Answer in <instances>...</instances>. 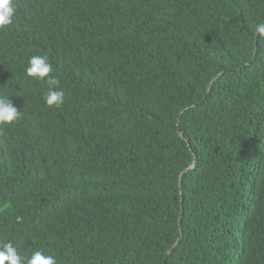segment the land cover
<instances>
[{"label": "trees", "instance_id": "obj_1", "mask_svg": "<svg viewBox=\"0 0 264 264\" xmlns=\"http://www.w3.org/2000/svg\"><path fill=\"white\" fill-rule=\"evenodd\" d=\"M17 3L0 242L57 264H264V0Z\"/></svg>", "mask_w": 264, "mask_h": 264}, {"label": "clouds", "instance_id": "obj_2", "mask_svg": "<svg viewBox=\"0 0 264 264\" xmlns=\"http://www.w3.org/2000/svg\"><path fill=\"white\" fill-rule=\"evenodd\" d=\"M18 11L17 0H0V31L10 29ZM255 32L264 36V23L255 27ZM53 65L46 55H33L28 60L26 75L46 85L44 101L49 108H59L65 103L66 92L60 79L53 75ZM21 111L10 98L0 94V126L12 125L21 118ZM0 264H57L53 255L33 251L30 257L22 256L11 242H0Z\"/></svg>", "mask_w": 264, "mask_h": 264}]
</instances>
